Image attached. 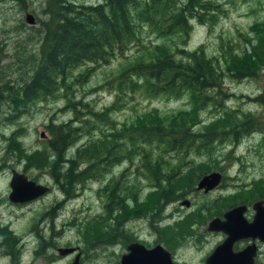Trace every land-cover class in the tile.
<instances>
[{
  "label": "rangeland",
  "instance_id": "rangeland-1",
  "mask_svg": "<svg viewBox=\"0 0 264 264\" xmlns=\"http://www.w3.org/2000/svg\"><path fill=\"white\" fill-rule=\"evenodd\" d=\"M97 1L99 0H76L78 3ZM208 1L215 6L214 9L211 8V13H215L216 22L214 24L200 23L192 19L186 34L178 32L165 37L152 35L146 30L139 44L130 45L125 50L124 56L117 55L107 63L89 65L91 69L84 81L75 82L74 76L84 72L87 66L81 65L74 69L70 75V80L73 79L68 90L70 98L87 104L94 113L115 102L108 116L119 128L123 124L127 126L132 121L134 122L138 116L153 108L161 115L181 110L192 112L194 98L186 91L178 97H149L142 92H136L130 97L126 94L128 91H125L116 100L115 82L111 84L106 82L117 73L120 63L129 61L135 56L144 55L157 45L165 46L174 53L177 52L176 49L193 51L201 47L205 54L220 57L222 61V59H229V54L242 56L243 51L251 50V44L256 45L260 42L264 44V0ZM46 5V0H24V5L17 0H0V47L5 55L3 63L10 60L8 58L10 54H19L22 48L27 49L28 52L35 49V41L31 42L25 36L27 33H32L39 27L41 21L46 19L47 15L42 13ZM26 13L33 15V24L25 20ZM257 22L262 24V36H260L262 41L259 42L254 31L250 29ZM247 35L251 44L245 41ZM220 60L223 77L219 87L210 91L215 97L214 103L216 101L222 103L223 108L215 113L210 104L199 110L196 113L192 132L204 130L206 126L210 127L213 121L224 115V112H232L238 119L244 120L249 117L254 121L251 123L249 133L240 138L237 143H234L232 138H228L222 143H213L210 148L211 156L217 157L219 165L225 170L228 185L204 194L200 191L191 192L186 186L182 189L183 193L179 199L157 206V204H152L156 200L152 198L153 192L150 191L153 180L148 177L143 168V158L140 155H133L130 158L125 157L124 161L111 167L106 166L104 162L101 163V174L99 173V176L84 181L82 184H76L74 187L76 195L72 197L70 195L72 187L66 183L63 188L58 182L62 178L60 172H64L70 163L66 162L62 165L59 173L33 165L25 167L27 163L25 156L11 155L7 151V141L0 136V227H3V235L11 232L18 238L15 243L18 250L17 258L16 255L12 258L9 253H5L3 257H0V264H68L77 253L81 254L79 258L82 264H117L119 252L127 242L133 239L139 238L145 242H152L156 235L167 240L179 235L185 238L186 228L193 213L183 220L179 218L195 211L201 205L205 207L204 211L194 215L198 216L199 225L202 224L196 226V233L193 235L196 238L193 241L194 244L200 240L197 234L204 232L205 224L212 216L213 208L209 207L212 200L224 197L228 199L227 201H236L245 196L248 201H253L254 195L264 189V142L261 141V134L264 132V66L237 78L238 76H233L234 71L231 69L227 71ZM245 68H249L248 65ZM21 70L23 72L24 68ZM15 78L23 79L27 76ZM66 102V97L63 95L57 99L41 101L36 106L33 105L27 113L5 124H2V115H0V134L7 136L13 128H21L18 137L26 153L36 149H47V141L52 137L46 128L48 122L52 120L57 124L75 119V112L67 106ZM78 108V110H83L82 107ZM0 109L7 113L9 108L6 104L0 103ZM78 115L83 119V115ZM87 119L91 125L97 122L94 114H89ZM77 125L83 127L84 122H79ZM101 129L105 133L110 130L103 124H101ZM81 132L82 130L75 143L67 151L68 155H71L77 147L87 145L91 139H96L102 134L95 129V126L87 132ZM144 148L152 151V156L147 157L150 162L160 160L161 174L169 173L171 168L180 170L181 175L186 174L185 168L188 160L196 159L199 163L204 161L206 156H210L208 152L206 154L192 153V147L185 156H181L180 152L176 151L163 152L155 146L145 145ZM158 154L161 156L159 157ZM72 165L83 169L81 163V166L74 163ZM12 169L24 173L36 183L50 186L51 190L27 202L10 201L8 195ZM113 179L117 181L118 186H131L132 189L139 187L136 191L137 202L134 204L139 217L131 214L122 218L119 216L121 220L117 227L120 233L116 236L115 232L113 239L94 233L92 237L85 236L79 227L81 228L86 219L97 214L105 215L104 206L107 199L101 188ZM118 191L122 193L120 188ZM186 199L191 202V206L181 208L182 205L179 203L182 204V201ZM130 203L132 204V201ZM175 207H178V215L175 213L171 219H166L169 213L175 212ZM206 207L212 210L207 211ZM217 212L218 209L215 213ZM177 219L179 220L175 221ZM167 224L172 227L165 228ZM12 234L10 236L15 240ZM218 239L219 235L211 234L201 245L194 246L191 241L182 240L177 246L173 242L171 247L177 248L182 245L179 259L189 264H201L204 254ZM59 248H74L75 250L61 255L58 252ZM2 249L5 252V249ZM2 249L0 248L1 251Z\"/></svg>",
  "mask_w": 264,
  "mask_h": 264
},
{
  "label": "trees",
  "instance_id": "trees-1",
  "mask_svg": "<svg viewBox=\"0 0 264 264\" xmlns=\"http://www.w3.org/2000/svg\"><path fill=\"white\" fill-rule=\"evenodd\" d=\"M17 1L24 5V0ZM46 2L47 5L42 10V13L47 15L46 19L41 21L39 27L32 33L25 36L31 42L35 41V49H32V52L22 48L19 54H10L8 56L10 60L3 63L5 55L0 47V103L6 104L9 108L7 113L0 109L1 122L5 124L17 119L30 111L33 105L57 99L61 95L66 97L67 106L75 112L76 121L73 118L55 124L50 120L46 128L52 137L47 141V149H36L29 153L25 152L18 137L21 128H13L7 136L1 133L0 136L7 141V151L11 155L25 156L27 160L25 167L33 165L59 173L62 165L70 163L64 172H60L62 178L58 182L63 188L66 183L69 184L72 187L70 195L73 197L76 195L74 192L76 184L99 176L101 163L104 162L106 166L111 167L124 161L125 157L140 155L143 158V168L153 180L150 191L153 192L152 198L156 200L152 204L162 206L164 203L179 199L183 193L182 189L186 186L188 189L192 187L198 177L193 180L194 174L188 172L181 175L180 170L173 168L169 173L161 174L160 160L150 162L147 157L152 156V151L146 150L145 145L155 146L163 152H180L181 156H185L192 147V153L208 152L211 156L210 148L214 142L222 143L232 138L234 143H237L249 133L251 123L254 121L247 117L244 122L232 112H224V115L213 121L210 127L206 126L204 130L192 132L199 110L210 104L215 113L223 108L222 103L217 101L214 103L215 97L210 91L219 87L223 77V70L219 64L220 57L205 54L201 47L193 51L176 49L177 52L174 53L165 46H154L152 51L120 63L117 73L106 82L108 84L115 82L116 100L125 91H128L126 94L130 97L136 92H142L149 97H178L186 91L194 98L192 112L181 110L161 115L153 108L138 116L134 122L127 126L123 124L119 128L108 116L115 102L94 113L87 104L74 101L68 93L73 80H70V75L74 69L81 65L87 66L84 72L74 76L75 82L84 81L91 69L89 65L107 63L117 55L124 56L130 45L139 44L146 30L152 35L165 37L178 32L186 34L192 19L200 23L214 24L215 13H211V8L214 9L215 6L208 0H99L92 3L46 0ZM261 25L257 22L250 27L256 34L258 42L262 41ZM245 37V41L250 43L248 35ZM243 53L242 56L229 54V59L220 60L227 71L230 69L234 71L233 76H238L237 78L264 66V44L261 42L251 44V50H245ZM247 65L249 68H245ZM22 76L27 78H15ZM78 107H82L83 110H78ZM78 114L83 115V119ZM89 114L97 117V122L93 125L88 122ZM79 122H84L83 127L77 125ZM101 124L110 130L105 133L101 129ZM94 126L102 133L101 136L91 139L87 145L77 147L68 155L67 151L77 140L80 131L87 132ZM73 163L76 165L81 163L83 169L73 167ZM111 181L101 188L107 199L104 206L105 215L97 214L86 219L83 225L81 223V228L79 227L85 236L92 237L94 233L113 239L115 232L116 236L120 233L117 227L120 218L127 214L138 216L134 204L137 202L136 191L139 187L132 189L131 186H118L114 179ZM118 188L121 189V194ZM257 195L253 198L256 199ZM2 231L3 227H0V248H4L5 252L3 249L0 250L2 253L0 257L9 253L12 258L14 255L17 258L18 250L15 243L18 238L11 232L3 235Z\"/></svg>",
  "mask_w": 264,
  "mask_h": 264
},
{
  "label": "water",
  "instance_id": "water-1",
  "mask_svg": "<svg viewBox=\"0 0 264 264\" xmlns=\"http://www.w3.org/2000/svg\"><path fill=\"white\" fill-rule=\"evenodd\" d=\"M25 20L27 23H34L31 13H26ZM219 180V173L207 174L200 179L197 188L208 191L214 188ZM9 186L8 198L12 202H27L44 195L48 191V186L36 183L24 173L15 169L11 171ZM182 203L188 204L186 201ZM253 208L255 214L251 221H247L242 217L243 207L239 206L224 212L223 220L219 217L210 220L207 229L210 231H223L227 237L205 258V264H253V255L256 250L254 244L246 246L244 250L239 252L232 250L233 241L241 237H249L252 240L258 239L264 243V207L261 206L260 201H257ZM73 250L75 249L59 248L58 252L65 255ZM126 251L121 255L120 264H175L171 262L167 256L168 253L159 244L147 248L140 242H133L126 246ZM79 255V253L75 254L68 264H80Z\"/></svg>",
  "mask_w": 264,
  "mask_h": 264
},
{
  "label": "flooded vegetation",
  "instance_id": "flooded-vegetation-1",
  "mask_svg": "<svg viewBox=\"0 0 264 264\" xmlns=\"http://www.w3.org/2000/svg\"><path fill=\"white\" fill-rule=\"evenodd\" d=\"M244 122H245V120H244ZM261 137H262L261 141L264 142V132H263V134H261ZM214 143H216V142H214ZM263 146H264V144H263ZM185 171H186V173L190 172V174H194L193 180H195V178L198 177V179L194 181V185L188 189L191 192H194V191L199 192L200 191V192H203V194H204V193L212 192L218 188H223L224 186L228 185V182L226 180L227 175L225 174V170H224L223 166L219 165L217 157L213 158V156H206L205 160L202 162H199V163L196 162V159L188 160L187 167L185 168ZM214 172L220 174V180H219L218 184L214 188H212L208 191H205L203 188L198 189L197 184L200 181V179L203 176L210 174V173H214ZM50 190H51V187L48 186V191H50ZM219 199H214L210 202L209 207L213 208L212 216H211V218H209V220L205 224V228H204V232H203L204 234L203 233L197 234V237L200 238V240L197 241L195 244L193 243V241H195L196 238L193 235L196 233L195 232L196 226H201L202 224L199 225L200 220H199L198 216L195 217L194 215H195V213H202L204 211L205 207H203L202 205L199 206L195 211L187 213V214H185L179 218V219L183 220L186 218V216L188 217V215L193 213L191 215V220L189 221L190 223H189L188 227L186 228V231H187L186 235L187 236L185 238L181 237L182 235H179L178 237L174 236V237L170 238L169 240H167L166 238H163L162 236L156 235V237L154 238V240L152 242L151 241L145 242L144 240L139 239V238L133 239L132 241L127 242L123 246L122 251L119 252L118 258H117V264H120L121 255L123 253L127 252L126 246L130 243H133V242H140L147 248H151V247L159 244L168 253L167 256L170 258L171 262H173L175 264H189V263L183 262V260L179 259V255H180L179 251L181 248L180 246H182V245H180L177 248H173V247H171V244L173 242H175V245L177 246L178 244H180V242L182 240H189L195 246L198 244L201 245L203 242H205V240L208 238V235H211V234L219 235V239L211 246V248L202 257L201 264H205V258L210 253H212V251L219 244H221L227 237V235L223 231H220V230L219 231H210V230H208L207 226H208V223L210 222V220H212L213 218H216V217H219L221 220H223V213L224 212L239 206V207H243L242 217L244 219H246L247 221H251L253 219L254 214H255V209L253 208L254 204L257 201H260L261 206L264 207V189H262V191L260 190V192L257 195V198L256 199L253 198L254 200L251 202L248 201V199L245 198V196H244V198H241V199L236 200V201L235 200L227 201L228 199L226 200V199H224V197H221ZM184 201H186L188 204L185 205L183 203L182 204L179 203V205H182L180 207L181 208H189L191 206V202L188 199H186ZM216 209H218L217 213H215ZM177 210H178V207H175L174 208L175 212L169 213L168 216L166 217V219H168V218L171 219L173 217V215H175V213H176V215H178ZM206 210L211 211L212 209L207 208ZM179 219H177L175 221H178ZM164 227L170 228V227H172V225L167 224ZM160 230H161V228H160ZM157 233L158 232L156 231V234ZM250 244H254L256 247L255 254L253 255V264H264V243L259 241L258 239L252 240L249 237L238 238V239L233 241L232 250L234 252H239L241 250H244L245 247L250 245ZM79 257H81V254L79 255ZM166 259H168V258H166ZM79 261H80V264H82L80 258H79Z\"/></svg>",
  "mask_w": 264,
  "mask_h": 264
},
{
  "label": "bare ground",
  "instance_id": "bare-ground-1",
  "mask_svg": "<svg viewBox=\"0 0 264 264\" xmlns=\"http://www.w3.org/2000/svg\"><path fill=\"white\" fill-rule=\"evenodd\" d=\"M76 1V0H75ZM219 84V83H218Z\"/></svg>",
  "mask_w": 264,
  "mask_h": 264
}]
</instances>
